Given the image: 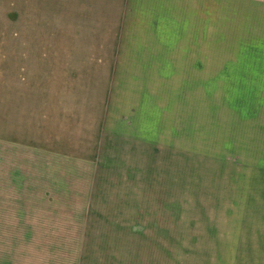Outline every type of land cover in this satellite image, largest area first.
<instances>
[{
    "label": "rangeland",
    "instance_id": "obj_1",
    "mask_svg": "<svg viewBox=\"0 0 264 264\" xmlns=\"http://www.w3.org/2000/svg\"><path fill=\"white\" fill-rule=\"evenodd\" d=\"M0 264H264V0H0Z\"/></svg>",
    "mask_w": 264,
    "mask_h": 264
}]
</instances>
